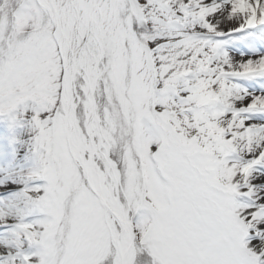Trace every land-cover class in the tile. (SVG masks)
<instances>
[{"label":"snow or ice","instance_id":"obj_1","mask_svg":"<svg viewBox=\"0 0 264 264\" xmlns=\"http://www.w3.org/2000/svg\"><path fill=\"white\" fill-rule=\"evenodd\" d=\"M0 264H264V0H0Z\"/></svg>","mask_w":264,"mask_h":264}]
</instances>
